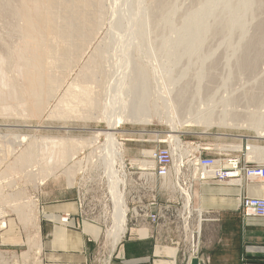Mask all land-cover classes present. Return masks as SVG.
<instances>
[{
    "label": "rangeland",
    "instance_id": "374dc122",
    "mask_svg": "<svg viewBox=\"0 0 264 264\" xmlns=\"http://www.w3.org/2000/svg\"><path fill=\"white\" fill-rule=\"evenodd\" d=\"M19 1L30 3L28 6L32 5L34 11L41 9L42 3L45 5L47 2V0ZM66 2L69 0H54L52 7L44 6V10L46 9L44 19L53 26L54 31L43 30L39 34H34V39L36 36V39L41 41L40 63L43 73L40 75L42 79L40 90L34 92L32 84L23 81L19 68L9 63L4 56L5 48L10 45L23 49L25 58L31 60V54L22 43V38L11 32L10 23L7 24L10 21L1 14L0 0V139L2 134L8 139L6 142L0 141V159L4 156L7 160L0 169V178L7 182L5 185L0 184V204L9 213L5 217L6 228L0 232L1 243L5 244L0 246V264H45L39 237L40 202L55 198L60 192L68 189L67 185L72 184L68 176H73L74 171L68 164L69 160L80 152L92 148L94 144L91 146L88 144L94 140L95 132L107 128V123L101 118L105 100L107 104L104 107L107 105L109 112H118L117 105L120 99L116 85L118 78L123 77L124 73L126 79L128 76L131 81L135 80L133 86L144 83L146 89L144 98L141 95L134 96L132 82L126 86L129 93L122 100L125 107L123 114L125 122L117 128L123 133L118 134L116 138L123 144V154L126 161H129V175L124 189L129 209L146 204L150 197L149 183L140 174L141 165L144 164L141 163L145 159L143 155L158 146H164L161 141L172 134L168 125L171 116L175 119L173 125L180 131L178 134L182 140L206 148L205 154L220 158L235 156L241 162L250 159L252 162L264 164V158L254 159L248 154L250 150L248 145L257 144L264 147V138H251L256 135L257 129H264V48L254 69L243 71L237 69V62L244 53L242 50L247 47L250 40L256 38V25L264 19V1L249 2V8L239 13V21L229 24L230 20H234L233 8L239 5L241 0H106L100 18L101 26L97 29L99 31H96L98 33L90 39V44L88 41L87 44L83 43L82 40L87 39L77 38L74 33L70 35L72 38L67 37L66 33H62V37L57 32L65 25L68 26L64 12ZM205 11L207 15L202 17L199 29L191 27L190 31L186 32L185 24L193 15ZM17 20L19 26L24 28L25 21ZM13 23L16 24L15 21ZM16 25L20 28L18 23ZM226 25H230L231 29ZM41 37L46 39L43 40ZM114 40L120 41L115 43ZM121 42L124 45L122 47ZM77 44H80L79 48ZM116 44L120 45V50H117L119 45ZM125 45L130 49H126ZM123 47L127 51L125 54H130L128 62L130 65L126 64L128 66L126 69L122 58L125 52V49H122V53ZM119 64L123 67L121 68ZM88 67L95 77L91 84H85L86 71L83 73L81 70ZM133 73L135 77L132 76ZM13 79L17 80L15 81L17 85L20 84L19 87L25 86L27 90L25 101L23 104L19 103L18 107L16 106L19 102V93L16 92V86L12 85ZM77 83L80 84V88ZM71 84L75 86L71 87ZM69 86L71 89H68L70 91L68 94L66 92ZM82 86L86 88L90 86L94 91L90 96L95 102L89 104L90 106L81 105L82 103L77 101L78 97L70 96L74 90L75 92L81 90ZM36 95L41 107L37 114L29 116L24 107L27 101L28 104H34L37 101ZM73 98L77 104L70 103ZM167 99H172L176 103L174 108L172 107L174 104L172 106L166 104ZM109 101H113L112 108L108 106ZM68 106H74L75 112H69ZM199 119L210 121V124L208 127L188 125V122ZM222 121L226 124L219 125ZM23 136L27 138L25 142L20 139ZM104 140L105 136L101 135L100 141ZM30 141L32 156L20 165L18 158L24 155ZM3 149L6 150L5 153ZM42 177L46 179L43 184H39ZM246 182L249 181L235 185L246 186L244 184ZM156 185L158 189V182ZM201 185L196 184L192 190L191 202L195 209L197 207L194 201L195 191ZM172 186V197L175 198V194L177 197L180 190L174 183ZM97 195L100 196L99 188ZM242 196L264 195L252 196L245 192ZM158 197L159 201L163 200L161 194ZM112 206L106 208L108 222H104L103 219L99 221L102 226L100 242L104 239V245L101 246L103 243H99L94 248L93 256L98 264H102L98 260L102 253L107 255L109 251L115 250V248L109 250L105 243ZM196 220L197 217L194 215L193 230H196ZM15 224L18 229H15ZM127 226V229L134 227L131 224ZM146 228L148 227L141 230L145 232ZM202 234L203 230H200L199 240ZM6 236L11 238L14 236L16 241L12 242ZM161 238L163 240L164 236Z\"/></svg>",
    "mask_w": 264,
    "mask_h": 264
},
{
    "label": "built area",
    "instance_id": "2783aa9c",
    "mask_svg": "<svg viewBox=\"0 0 264 264\" xmlns=\"http://www.w3.org/2000/svg\"><path fill=\"white\" fill-rule=\"evenodd\" d=\"M103 142L100 141L99 136L96 144L102 145ZM161 143L164 146H158L149 150V154L143 155L146 160L151 162V165L142 166L140 170L143 179L149 183L150 197L146 204L134 206L132 209L128 208L126 224H131L140 229L148 227L145 229L146 236H149L148 231L151 230L150 237L173 244L180 248L182 254L188 253L194 258L196 257L194 255H197L199 251L200 231L197 223L200 224L203 217L201 212L197 211L192 205L193 187L196 184H206L208 182L231 184L232 181H237L241 184L243 181L264 179V164L255 163L252 160L241 162L235 156L220 158L205 154L206 148L184 142L181 136L177 140L168 136ZM120 145L123 146L122 143ZM87 156L88 150L82 151L78 156L71 158L68 163L73 165L80 160L79 166L73 167L75 174L72 184L67 185L68 189L73 190L75 194L78 208V227L83 221L100 226L99 221L101 219L108 222L106 220V208L113 205L110 192L109 167L113 166L117 172L122 169L119 174L124 173L126 178L129 175V161H126L124 154L122 157L117 154L113 164L110 163V155L104 150L98 152L94 158L89 160H87ZM63 178L65 181V174ZM172 183L180 190L177 197L175 194V198L172 197ZM97 188H99L100 196L97 195ZM159 194L163 196L161 201H159ZM239 202L244 217H264V196H242ZM2 206L0 204V232L6 228L5 217L9 214ZM195 213L197 223L196 230H193L192 223L194 222ZM69 219L70 213H64L61 215L60 222L67 225ZM106 230L107 227L105 226L104 231ZM173 232L176 233L175 238L171 237ZM126 233L123 234L121 239ZM161 236H164L163 240ZM100 243H103L101 245L103 246L104 239ZM3 245L5 244H2L0 240V246ZM109 252L107 255L103 253L100 255L98 259L100 263H112L114 251Z\"/></svg>",
    "mask_w": 264,
    "mask_h": 264
},
{
    "label": "crops",
    "instance_id": "0c3cea01",
    "mask_svg": "<svg viewBox=\"0 0 264 264\" xmlns=\"http://www.w3.org/2000/svg\"><path fill=\"white\" fill-rule=\"evenodd\" d=\"M235 184L208 182L195 191L196 209L203 217L197 223L203 234L198 254L194 255L199 264H264V217H244L239 207L245 192L252 196L264 195V180H251L244 183L246 186ZM40 208L39 237L45 264H98L93 255L100 243L102 227L88 221L77 226L78 208L73 190L67 189L55 198L43 200ZM64 213H70L67 225L60 222ZM125 233L115 246L112 264L191 263L193 256L182 254L173 244L150 237L151 230L146 236L144 230L138 227L127 230L126 225ZM6 237L16 241L14 236ZM171 237L175 238L176 233H171ZM105 243L109 245L106 234Z\"/></svg>",
    "mask_w": 264,
    "mask_h": 264
},
{
    "label": "bare ground",
    "instance_id": "6f19581e",
    "mask_svg": "<svg viewBox=\"0 0 264 264\" xmlns=\"http://www.w3.org/2000/svg\"><path fill=\"white\" fill-rule=\"evenodd\" d=\"M42 1V0H41ZM44 1V0H43ZM46 1V0H45ZM44 1V2H45ZM106 0H69V2H66L64 3V12H65V19H66V22L68 24V26H64L61 30H57V32H59L61 35L62 33H66L67 34V37H72L70 35H73V33L76 35L77 38H81V39H87V40H82L83 43H85L86 41H90V39H92V37L97 34L98 32L96 31H99L97 30L99 28V26H101V22L102 20H100V18L102 17V12H103V4L107 3L105 2ZM108 1V0H107ZM253 0H241L240 4L237 5L235 8H233V12H234V20H230V23L231 24L233 21L235 22H238L239 20V13L242 11L244 12L245 10H247L249 8L248 6V3L251 2ZM257 2L259 3H263L264 0H256ZM53 2L54 0H47V2H45L43 5L42 3V8L37 10V11H34L33 10V7L32 5L31 6H28L30 3L26 2V1H22L20 2L19 0H1V3H2V6H1V11L3 14V16L5 18H7L10 22H8L7 24L10 23L9 26H11L10 28L12 29L11 32H13V34H17V36L21 37L22 38V43H24L28 49V52L29 54H31V60L29 59H26L25 58V55L23 54L24 50L23 49H17L15 48L14 46H7V48H5V57H7L6 59H8L7 61H9V63L13 64L15 67H18L19 68V71L22 75V78L24 79L23 81L26 80V82L29 83V85L32 84V88L33 91L37 92L39 89V87H41V84H40V80L41 77L40 75L43 74L41 73V46H40V42L38 39H36V36H35V39H34V34H39L40 32H42L43 30L45 31H52L53 30V26L48 22L46 21L44 18H45V12H46V9L44 10V6H51L53 5ZM105 2V3H104ZM132 2V1H131ZM28 3V4H27ZM159 3V2H158ZM125 4V3H123ZM167 4V3H166ZM159 5V4H158ZM157 5V6H158ZM55 6V5H54ZM161 8V7H160ZM107 9V8H106ZM167 10V8H165ZM164 9V10H165ZM124 10V9H122ZM163 12V9L161 10ZM106 14V13H104ZM103 14V15H104ZM123 14V13H122ZM207 15V12H201V13H195L192 17L191 20H189V22H187L185 24V27H186V32H189L191 27H196L197 29H199V26H200V22H202V17ZM153 16V15H152ZM241 16V15H240ZM129 18V16H128ZM17 19H21V22L22 20L25 21V26L23 24H20L23 25L24 28H22V26H19V22H17L18 20ZM48 19V18H47ZM124 19V18H123ZM16 22V24L18 23V26L20 28L17 27V25L13 22ZM7 22V21H6ZM4 23V22H3ZM125 25V24H124ZM127 25V24H126ZM130 25V24H129ZM115 26V25H114ZM227 27H229L230 25H226ZM120 27V26H119ZM127 27V26H125ZM132 27V26H131ZM117 28V27H116ZM128 28V27H127ZM135 28V26H134ZM137 28V27H136ZM135 28V29H136ZM9 29V28H8ZM119 29V28H118ZM133 29V28H132ZM228 29V28H227ZM229 29H231L229 27ZM10 30V29H9ZM8 30V31H9ZM56 30V29H55ZM127 30V29H125ZM54 31V30H53ZM128 31V30H127ZM131 31V30H130ZM134 31V30H133ZM229 31V30H227ZM231 31V30H230ZM125 32V31H124ZM123 32V33H124ZM65 34V35H66ZM125 34V33H124ZM130 34V32L128 33ZM256 38L253 39L252 41L250 40L249 44L247 45V47H245L244 50V53L241 55V57L239 58V61L237 62V69H239L238 71H243L245 69H248V70H251V69H254V67L256 66V64L258 63V59H260L261 55H262V52L264 51L263 48H264V19L263 21L259 22L257 25H256ZM46 35V34H45ZM57 35V34H56ZM74 35V36H75ZM126 35V34H125ZM136 35V34H135ZM33 36V38H32ZM11 37V36H10ZM50 37V36H49ZM52 37V36H51ZM63 37V35H62ZM75 37V38H76ZM125 37V36H124ZM130 37V36H128ZM42 38V37H41ZM41 38H39L41 40ZM55 38V37H54ZM73 38V37H72ZM126 38V37H125ZM125 38L123 39L125 42ZM43 40H45L44 38H42ZM52 39V38H51ZM119 39V38H118ZM8 40V39H7ZM61 40V39H60ZM71 40V39H70ZM113 39H111L112 41ZM117 40V38H116ZM122 40V39H120ZM119 40V41H120ZM136 40V39H135ZM119 41H116L115 40L113 42L115 43H118ZM128 41V40H127ZM130 41V39H129ZM128 41V42H129ZM132 41V40H131ZM134 41V40H133ZM44 42V41H42ZM81 42V41H80ZM123 42L120 43L121 47L124 46L123 45ZM197 39L195 41V43H197ZM248 42V41H247ZM71 43V42H70ZM91 43V42H90ZM89 43V44H90ZM114 43V45H115ZM127 43V42H126ZM87 44V42L85 43ZM129 44V43H128ZM50 45V44H49ZM80 45V44H77V46ZM82 45V44H81ZM113 45V46H114ZM119 45V44H118ZM116 44V46H118ZM120 45L118 46V48L120 47ZM127 45V44H126ZM125 45V46H126ZM130 45V44H129ZM54 46V45H53ZM71 46V44H70ZM88 46V45H87ZM116 46H114L116 48ZM4 47V46H3ZM55 47V46H54ZM74 47V46H73ZM81 47V46H80ZM79 48V46L77 47ZM84 48V46H83ZM85 48H86V45H85ZM113 48V49H115ZM117 50H120V48ZM126 49L128 48V50L130 49L129 46H126L125 47ZM124 47L121 48L122 49H125ZM71 49V48H70ZM112 49V50H113ZM126 49L124 50L125 52L123 53V50H122V53H123V59H121V61L124 63V67L126 69V67H128L130 65V63L128 64L129 60H130V54H125L127 51ZM78 50V49H77ZM97 50V49H96ZM263 50V51H262ZM58 51V50H56ZM60 51V50H59ZM63 51V49H62ZM74 51V49H73ZM100 51V50H99ZM97 51V53L99 52ZM102 51V50H101ZM93 52V51H92ZM116 52V51H115ZM119 52V51H118ZM100 53V52H99ZM103 53V52H102ZM242 53V52H241ZM64 55V54H63ZM58 56V55H57ZM122 56V54H121ZM120 56V57H121ZM64 57V56H63ZM78 57V56H77ZM4 60V59H1V61ZM63 60V59H62ZM65 60V59H64ZM120 61V63H122ZM57 62V61H56ZM60 62V61H59ZM66 62V61H65ZM7 63V62H6ZM86 63V62H85ZM88 63V62H87ZM102 63V62H101ZM122 63V64H123ZM5 64V63H4ZM51 64V63H50ZM122 64H119L121 65V68L123 67ZM128 64V66L126 65ZM6 65V64H5ZM8 65V64H7ZM126 65V66H125ZM60 65H58L59 67ZM65 66V65H64ZM13 67V66H12ZM61 67V66H60ZM67 67V65H66ZM118 67V66H117ZM84 68V67H83ZM81 69V70H85L86 71V79H85V84H88V83H93V81L95 80V77L93 74H91V71H90V67L88 68H85V69ZM93 68V67H92ZM96 68V67H95ZM44 70V69H43ZM93 70V69H92ZM117 70V69H116ZM115 70V72H116ZM85 71L83 73H85ZM118 71V70H117ZM121 71V69H120ZM119 71V72H120ZM127 70H125L126 72ZM124 72V71H122ZM248 72V71H247ZM80 73V72H79ZM82 73V72H81ZM82 73V74H83ZM118 73V72H116ZM127 73H129L127 71ZM212 73V72H211ZM134 75H132L133 77H135V73H133ZM81 75V74H80ZM121 75V73L119 74ZM129 75V74H128ZM143 75V74H142ZM44 76V75H43ZM102 76V75H101ZM54 77V76H53ZM97 77V76H96ZM103 77V76H102ZM120 77V76H119ZM48 78V77H47ZM99 78V77H98ZM122 78V79H121ZM121 78H118L117 80V83L118 85L117 88L119 89L117 91V94L119 96V105H117V109H118V112H114L112 113V111L109 112L108 108H107V105L104 107L105 104H107V101L105 100L106 103L103 104V108H102V114H101V118H104V121L107 123V128L104 130V131H97L95 132L94 134V140L91 141V143L88 144V146H91V144L95 145L94 147L91 148H88V156H87V160H89L90 158H94L95 157V154H97L98 152H102L103 150L110 155V159H111V164H113V160L116 159V156L117 154H120L121 157L123 155V149L120 145V143L117 141V138L116 136L120 133H123L122 131H118L117 128L120 127L121 124H123L125 122V119H124V116L123 114L125 113V107H123V104H122V100L128 96V93H129V90L127 91L126 90V86L128 84H130L131 82V85L133 86V79L132 81L129 79L130 77L127 76V79H129V83L127 82L128 80L126 79V74L124 73V76ZM132 78V77H131ZM44 79V77H43ZM145 79V78H144ZM16 79H13L12 81V85L13 87L16 86V92L19 93V96H18V103H17V106L18 107V104L21 103L23 104L22 102L25 101L24 99L27 97V93H26V89L21 86L20 84L17 85V80L15 81ZM84 80V79H83ZM122 81H123V85H122ZM55 82V81H54ZM81 82V81H80ZM90 83V84H91ZM26 84V83H25ZM76 84V83H75ZM96 84V83H95ZM137 84V83H136ZM134 84V85H136ZM28 86V84H27ZM71 87L73 86L72 84L70 85ZM69 86V87H70ZM75 86V85H74ZM73 86V87H74ZM77 86H79L80 88V84L78 85L77 83ZM67 87V91L68 89H71ZM82 86L81 87V90L79 91H76L74 90V93H71L70 96L72 97H75L77 98L78 97V102L79 103H82L81 105L83 104H91V103H94L95 99L90 96L92 92L91 89H90V86H88V88ZM128 87V86H127ZM134 87V91H135V95H141L142 97H146V89H145V84H141L139 83L137 86H133ZM29 88V87H28ZM27 88V89H28ZM78 88V89H79ZM92 88V87H91ZM75 89H77L75 87ZM77 89V90H78ZM30 90V89H29ZM73 90V88H72ZM71 90V91H72ZM108 90V89H107ZM141 90V91H140ZM143 90V91H142ZM53 91V90H52ZM116 91V90H115ZM66 92V91H65ZM70 91L66 92L69 94ZM139 92V93H138ZM142 92V93H141ZM106 94V92H105ZM65 95V94H64ZM63 95V97H65ZM38 95H36V102L33 104V103H29L28 104V101L26 103V107H24L25 111L28 113L27 115H32L34 116L35 114L38 113V111L40 110V104H39V99L37 98ZM69 96V95H68ZM69 96V97H70ZM108 97V96H107ZM141 97V98H142ZM67 98V96L65 97ZM140 98V99H141ZM68 99V98H67ZM66 99V101H68ZM71 99V97H70ZM27 100V99H26ZM104 100V99H103ZM70 101V100H69ZM72 102L74 104H77L74 102V98H73V101H70V103L72 104ZM113 102V101H112ZM109 101V105L108 106H112L113 107V103ZM143 102H144V99H143ZM121 103V105H120ZM175 102L172 100V99H167L166 100V104L168 105H173ZM176 104V103H175ZM175 104L174 106H172L173 108L175 107ZM79 105V104H78ZM87 105V106H88ZM94 105V104H93ZM76 106V105H75ZM90 106V105H89ZM92 106V105H91ZM69 107V106H68ZM71 107V108H70ZM69 109L70 111L69 112H72L74 111L75 112V107L74 106H70ZM78 107V106H76ZM111 107V108H112ZM74 109V110H73ZM67 111V110H66ZM25 112V113H26ZM64 112V111H63ZM76 112L77 111V108H76ZM86 112V111H85ZM80 115V114H79ZM77 116V115H76ZM82 116V115H81ZM168 116V115H167ZM100 117V116H99ZM169 123L168 125L170 126L171 130L169 131L170 134L169 137L170 138H174V140H177L179 138V130L173 125V123L175 122V119H173V117L171 116L170 120H168ZM187 121H183V123H186ZM210 124V121H205L203 119H199V120H192L190 122H188V125H191V126H194V127H208V125ZM221 124H226V122L222 121V123H220L219 125ZM263 127V126H262ZM258 132L256 133L255 136L251 137V138H254V139H262L264 138V129L263 128H259L257 129ZM129 131V130H128ZM132 131V130H131ZM177 133V134H176ZM101 135H104L105 136V142L102 144V145H97V137L98 136H101ZM20 139L22 141H26V137H20ZM18 140V139H17ZM19 140V141H21ZM90 140V139H89ZM0 141L2 142H6L8 141V139L6 138L5 134H2L1 135V139ZM24 141V142H25ZM33 141V140H32ZM32 141H30L29 145H27L28 147L25 149V153L24 155L21 156V158L19 157L18 158V162L19 164H23L26 162V160H28V158L32 156L31 154V145H32ZM74 141V140H73ZM249 141H255L256 140H249ZM19 143V142H18ZM22 143V142H20ZM19 143V144H20ZM28 143V142H27ZM176 143V142H175ZM248 147H250V150L248 152V154L250 155L251 158H254V159H258V158H264V147H261L260 145H257V144H251V145H248ZM69 148V147H68ZM8 150V149H7ZM13 150V149H12ZM3 152L5 153L6 150L3 149ZM23 153V151H22ZM81 153V152H80ZM145 154H149V151L146 152ZM71 155V154H70ZM75 156H78V155H75ZM74 157V156H73ZM72 157V158H73ZM249 157V158H250ZM2 159H0V169L3 167V165L5 163H7V160L6 158H4V156L1 157ZM250 160V159H249ZM70 161V160H69ZM15 163V162H14ZM144 163V164H143ZM80 164V160L75 162V164L73 165H69L73 171H74V174H75V169L73 168L74 166H79ZM143 165L141 166H149L151 165V162L149 160H142V163ZM20 167V166H19ZM177 168V166H176ZM69 169V168H68ZM29 170V169H28ZM122 169H120L118 172L117 170L113 167V166H110L109 167V178L111 179V183H110V192H111V196H112V200H113V206H112V212H111V222H110V226L108 228V230L106 231V239H107V242H108V246L110 247V249H114L116 244L119 242V240L121 239V237L123 236V234L125 233V229H126V221H127V210H128V207L126 205V200H125V197H124V189H125V185H126V176L124 175V173H121L119 174V172L121 171ZM70 174V173H69ZM73 174V176H74ZM119 174V175H118ZM1 176V174H0ZM73 176L70 177V175L68 176L69 177V180H70V183L72 182V179H73ZM45 177L43 178H40L39 179V184H43L44 181H45ZM9 182H11L10 178H9ZM232 183H238L237 181H232ZM231 183V184H232ZM0 184L1 185H5L7 184L6 181H4L2 178H0ZM70 186V185H69ZM7 189V188H6ZM29 198V197H27ZM27 200V199H26ZM25 200V204L27 203ZM24 204V202H23ZM34 204V203H33ZM30 208V207H29ZM32 212V210H31ZM25 215V214H24ZM20 220V219H19Z\"/></svg>",
    "mask_w": 264,
    "mask_h": 264
},
{
    "label": "water",
    "instance_id": "95a60500",
    "mask_svg": "<svg viewBox=\"0 0 264 264\" xmlns=\"http://www.w3.org/2000/svg\"><path fill=\"white\" fill-rule=\"evenodd\" d=\"M190 264H199V259L197 257L192 258Z\"/></svg>",
    "mask_w": 264,
    "mask_h": 264
}]
</instances>
